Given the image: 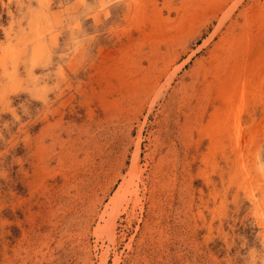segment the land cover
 <instances>
[{
    "label": "rangeland",
    "instance_id": "rangeland-1",
    "mask_svg": "<svg viewBox=\"0 0 264 264\" xmlns=\"http://www.w3.org/2000/svg\"><path fill=\"white\" fill-rule=\"evenodd\" d=\"M0 264H264V0H0Z\"/></svg>",
    "mask_w": 264,
    "mask_h": 264
}]
</instances>
